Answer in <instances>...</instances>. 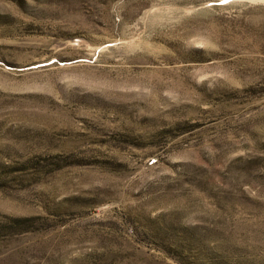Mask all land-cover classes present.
Instances as JSON below:
<instances>
[{
    "label": "rangeland",
    "instance_id": "1",
    "mask_svg": "<svg viewBox=\"0 0 264 264\" xmlns=\"http://www.w3.org/2000/svg\"><path fill=\"white\" fill-rule=\"evenodd\" d=\"M0 264H264V0H0Z\"/></svg>",
    "mask_w": 264,
    "mask_h": 264
}]
</instances>
